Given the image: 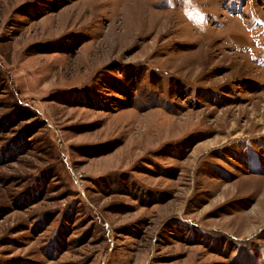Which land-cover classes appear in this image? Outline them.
<instances>
[{
  "label": "rangeland",
  "instance_id": "rangeland-1",
  "mask_svg": "<svg viewBox=\"0 0 264 264\" xmlns=\"http://www.w3.org/2000/svg\"><path fill=\"white\" fill-rule=\"evenodd\" d=\"M0 264H264V0H0Z\"/></svg>",
  "mask_w": 264,
  "mask_h": 264
}]
</instances>
